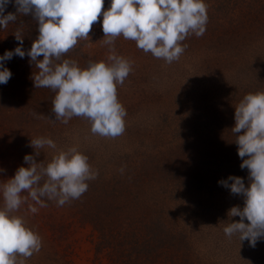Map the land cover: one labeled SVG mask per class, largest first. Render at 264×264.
I'll return each instance as SVG.
<instances>
[{
	"label": "trees",
	"instance_id": "obj_1",
	"mask_svg": "<svg viewBox=\"0 0 264 264\" xmlns=\"http://www.w3.org/2000/svg\"><path fill=\"white\" fill-rule=\"evenodd\" d=\"M205 3L209 16L205 34L189 36L183 42L186 51L171 64L138 49L134 41L116 39V53L134 62L124 84L118 85V99L128 116L144 117L126 123L124 134L145 136L142 144L154 138L155 144L125 154L79 149L90 165L96 161L91 166L99 175L70 204L58 207L54 201H45L56 211L52 216L56 219L48 225L50 234L42 227L39 230L49 248L58 249L68 236L84 229L98 257L95 264H218L212 254L193 244L194 224L174 221L177 213L170 203L176 190L212 195L219 190L218 182L229 176L249 177L248 170L240 167L243 161L235 143L242 133L234 134L232 128L235 107L243 97L264 92V0ZM110 4L111 0H105L103 10ZM9 12H17L14 0L5 15ZM102 19L101 14L90 37L57 63L70 59L86 68L89 62L107 61L110 52L104 44ZM38 27L31 15L18 14L15 22L0 28V56L20 46L17 31L23 35L24 50L29 51L39 35ZM4 67L13 75L7 84H0V164L12 161L17 170L29 167L24 157L32 155L46 166L52 159L43 148L36 156L31 139L51 138L57 146L78 140L73 125L81 117L67 124L52 121L55 93L35 88L33 76L39 70L27 55H14ZM34 112L45 117L37 118ZM57 149L64 151L63 145ZM104 157V163L109 162L101 165ZM22 195L28 198L25 212L30 205L39 206L27 192ZM60 259H54V264Z\"/></svg>",
	"mask_w": 264,
	"mask_h": 264
},
{
	"label": "clouds",
	"instance_id": "obj_2",
	"mask_svg": "<svg viewBox=\"0 0 264 264\" xmlns=\"http://www.w3.org/2000/svg\"><path fill=\"white\" fill-rule=\"evenodd\" d=\"M11 3L13 0H0V28L6 29L18 14L31 15L38 22L39 35L26 52L22 33L14 34L20 46L0 56V84H7L13 75L4 62L14 55H27L39 70L33 76L35 88L55 93L51 109L55 120H50L67 124L73 117H82L90 122L93 135L110 139L126 131L127 110L118 99L117 88L124 84L134 64L116 53V39L122 36L134 41L138 49L171 64L186 51L183 42L189 36L205 34L209 20L205 0H111L107 10H103L105 0H14L17 12L5 15ZM101 14L104 44L110 52L107 61L89 62L86 68L70 59L57 63L79 41L90 37ZM232 131L242 133L235 143L243 161L240 167L249 172L250 185L246 187L244 179L237 176L218 182L232 194L244 197L243 209L234 206L228 213L240 221L231 222L223 231L229 238L238 235L241 242L248 240L255 247L264 238V92L243 97L235 107ZM31 146L36 156L40 155L38 149L57 147L45 137L31 139ZM24 161L30 166L19 167L15 176L0 186L4 202L0 208V264H25L43 246L42 237L27 226L24 217L14 214L27 203L22 193L27 192L40 208L48 207L46 200L63 207L80 199L89 188L88 181L99 175L77 147L60 151L46 166L32 155H26ZM29 211L36 214L39 208L30 205Z\"/></svg>",
	"mask_w": 264,
	"mask_h": 264
},
{
	"label": "rangeland",
	"instance_id": "obj_3",
	"mask_svg": "<svg viewBox=\"0 0 264 264\" xmlns=\"http://www.w3.org/2000/svg\"><path fill=\"white\" fill-rule=\"evenodd\" d=\"M125 119L126 123H135V121H143L142 119L144 117H131L127 115ZM167 128L169 131L170 127L167 126ZM75 129L79 133L78 140H74L73 138L71 142H61L56 149L49 148L48 146L43 148V152H46L48 159H52L55 155L59 154V149L57 148L62 145L64 151H67L71 147H77L79 150L85 146L87 148H94L97 153L118 151L119 153L125 154V152L131 153L140 147H144V145L152 147L155 144L154 138L142 144L140 141L145 139L143 135L129 138L123 134L116 139L93 135L91 133L90 122L82 117L73 125V130ZM105 159L106 157L101 159L103 161L101 165L108 164L109 161L104 163ZM8 163L9 165L0 164V186L13 178V173L17 171V165L15 168L12 161H8ZM95 163L96 161H92L91 165H96ZM244 182L246 187L249 186V177H246ZM231 183L229 182V184ZM218 187L219 190L216 189L217 191L215 190L212 195L207 193H191L184 190H176L173 192L174 198L170 203V207L177 213V219L174 221L178 225L194 224L193 244L201 252L212 254L215 262L218 264H264V238L258 240L256 246L252 247L248 240L241 242L238 235H234L231 238L225 235L223 229L228 224L240 221V217H231L228 213L234 206H239L243 209L244 197L232 194L230 188H225L222 185ZM26 206L28 207V204L25 203L14 214L24 217L27 226L37 232L41 237L42 234L39 233L41 227L44 233L50 234V227L48 225L52 223L50 221L56 219V217H52L56 211L50 207L40 208L39 206H35L39 208V211L33 214L29 211V208H27L26 212L24 211ZM3 207L4 202L2 192H0V208ZM58 212H60V209ZM244 222L249 223L247 219ZM86 235L87 232L84 229L76 232V234H72L70 237L68 236L66 241L62 243V246H57L59 247L58 249L53 247L49 248L43 243L41 251L38 254H34L31 258L26 259L25 264H54V259L60 257L61 259L57 264H95L97 254ZM48 250L52 251V253H47ZM55 255H58V257L56 258Z\"/></svg>",
	"mask_w": 264,
	"mask_h": 264
}]
</instances>
